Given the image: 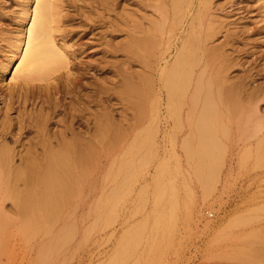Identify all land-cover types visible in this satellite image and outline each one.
<instances>
[{
	"label": "bare ground",
	"instance_id": "obj_1",
	"mask_svg": "<svg viewBox=\"0 0 264 264\" xmlns=\"http://www.w3.org/2000/svg\"><path fill=\"white\" fill-rule=\"evenodd\" d=\"M31 1L22 2L26 19ZM51 4L36 0L29 28L14 32L0 54V264H12L14 224L29 239L55 222L62 226L35 262L62 264L63 245L77 234L76 209L91 202L105 217L102 208L136 185L155 190L153 225L170 222L169 158L175 169L185 159L207 188L231 143L244 167L264 176V25L228 21L222 0H93L79 13L80 28L65 30L71 51L48 36ZM72 15L67 9V23ZM7 200L15 216L4 209ZM139 229L111 264L133 254ZM158 236L149 239L144 264L172 248L173 235ZM219 236L206 244L222 246L227 237L231 252L211 245L223 253L204 248L208 256L201 252L197 264L258 262L263 235Z\"/></svg>",
	"mask_w": 264,
	"mask_h": 264
},
{
	"label": "rangeland",
	"instance_id": "obj_2",
	"mask_svg": "<svg viewBox=\"0 0 264 264\" xmlns=\"http://www.w3.org/2000/svg\"><path fill=\"white\" fill-rule=\"evenodd\" d=\"M24 1L0 0L1 55L4 49L13 44L10 41L13 42L14 40V32L21 30V28L25 32L30 26L36 0H32L29 4L30 10L27 19L24 18V15L20 11L23 8L22 2ZM91 1L93 0H51L53 4L51 5L54 6L53 11L56 15H53L54 21L51 23L49 30L51 32H48V36L50 37L52 34L50 38L51 40L53 39L54 43H57H55V46L59 48L66 43L67 47L66 45L65 47L67 49L72 51L74 47L76 48V46L70 45L74 39H70L69 36L66 37L64 35L65 30L71 26H76L75 28L77 29L80 28L78 27L80 24L79 13ZM222 2L226 4V1L222 0ZM232 2L228 3L229 5L226 4L227 9L225 11L227 13L231 11L230 15L226 13L229 17L225 16L226 19H229L228 21H232L238 25L246 23L245 25L250 27L253 25H264V0H232ZM67 9L72 10L73 13L70 23H67L68 18L65 17ZM222 17L224 15H221ZM225 18L222 19L225 20ZM237 18L239 21H237ZM8 44L9 46H6ZM1 105L0 98V107ZM164 144H166V148L170 149V141ZM228 148L229 150L233 149V153H228L221 161L219 160L220 165L217 162L216 168L219 170L215 169L216 173L211 175L213 179L210 177L211 182L210 184L208 183L210 186H207V188L202 186L203 183H201L202 181L200 182V179L195 178L196 176H194L192 168L185 159H180L177 169H175L177 165H175L174 159H167V164L170 167V176L175 183V204L172 220L168 223H159L161 224L160 227L159 225L155 227L154 225L156 224L153 225L155 211L159 210L160 207L154 201L155 190L151 187L141 190V186L136 185L133 191L131 190L120 197L113 207L106 206L102 208L103 216L104 214L106 215L102 218H98V210L96 211L93 206L94 204L91 202L76 209L71 221L76 225L77 234L68 243L63 245L65 255L61 260L62 264H111L116 259V256L120 258L119 251L122 250L123 244H132V237L136 235L134 231L137 228H141L142 230H138L140 232L139 243L133 254L127 257L124 264H136L137 260L139 264H144L146 260L144 255L147 249H149V239L159 238L160 236L158 235L163 234L173 235V238L171 237L173 241L171 240L172 243L170 244L172 248L168 247L169 251L166 250L167 248L164 249L166 255L162 256L163 258L161 259L164 262L159 261L155 264H165V261L170 262V264H197L199 254L201 252L205 253V249L207 250L206 252L211 249L212 253L216 248L218 250V246L220 248L223 246V251L224 245L229 250L226 251L227 249H225L224 252H231L230 248H228L230 246L226 244L229 243L227 241H230V239L227 240L226 236L234 238L236 235L252 234L263 235L264 239V197H262L264 196V176H260L258 170H249L250 168L244 167L235 145L228 143ZM153 162L146 164L149 166L148 177L154 172L156 161ZM107 188L106 192H104L105 194L109 193V188ZM4 209L10 214H14L9 200L5 201ZM256 210L257 212H255ZM12 216H15V214ZM238 218L243 219L239 220ZM234 219H238L236 223H234ZM238 222H245L246 224H238ZM14 225L17 226V224ZM16 226H13L12 234L9 235V245L12 254L10 260H12V264H36L35 257L37 250L62 225L59 222H55L52 225L46 226L40 233L29 239L18 235ZM163 229L167 233L160 234L163 232ZM82 235H87L84 241L80 240ZM153 235L155 236L153 237ZM219 235L226 237L224 238L226 240H222V244L226 241L224 245H218L220 242L218 244L215 243L216 245L213 243L211 245L215 246L214 249L210 244H206L207 239L213 236L220 237ZM260 239L262 241L259 245L262 244L264 246V240L261 237ZM204 243L207 245V248L204 246ZM262 245L258 250L261 253H258V258L261 256L263 259L264 253L260 252L264 248ZM219 252H217V255H219ZM204 253V256H208L210 252ZM258 258L257 261H260V263L257 262L256 264H264V259L260 258L261 260H258Z\"/></svg>",
	"mask_w": 264,
	"mask_h": 264
}]
</instances>
